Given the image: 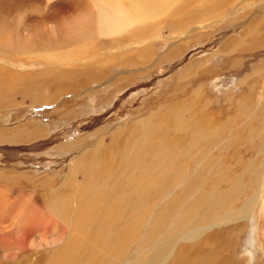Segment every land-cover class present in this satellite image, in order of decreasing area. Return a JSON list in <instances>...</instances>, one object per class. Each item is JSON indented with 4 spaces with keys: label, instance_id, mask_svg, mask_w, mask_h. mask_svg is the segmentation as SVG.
<instances>
[{
    "label": "rangeland",
    "instance_id": "374dc122",
    "mask_svg": "<svg viewBox=\"0 0 264 264\" xmlns=\"http://www.w3.org/2000/svg\"><path fill=\"white\" fill-rule=\"evenodd\" d=\"M75 1L69 26L94 14ZM190 1L195 18L167 15L141 40L20 66L11 55L0 264H264V0ZM29 70L31 92L6 84ZM161 149L168 170L154 178ZM88 174L104 185L92 206L78 199ZM56 198L63 216L48 207Z\"/></svg>",
    "mask_w": 264,
    "mask_h": 264
},
{
    "label": "bare ground",
    "instance_id": "6f19581e",
    "mask_svg": "<svg viewBox=\"0 0 264 264\" xmlns=\"http://www.w3.org/2000/svg\"><path fill=\"white\" fill-rule=\"evenodd\" d=\"M53 1L55 0H0V96L8 93L9 90L4 84H2L1 79L4 78V76L7 74V64H12L10 63V57H12L11 55L14 56L12 60L14 66H20V63L26 62V59L37 61L45 57L50 59L48 61H53L55 58H57V53L59 51H63L62 56L64 58H69L71 56H73L74 58H79L78 55L84 52L88 51L89 53L103 50L101 48L102 45H106V48L111 49L116 45L117 41L121 39L122 35H126L132 40H141V36H146L149 33V30L143 28L149 27L151 22L162 20L167 15H172L184 10L189 19H193L196 17L193 15L195 11H193L192 9L190 0H87L88 2H86V4H90L94 14L85 19H79L69 26L68 19L76 11L75 7L77 2L75 0H59L56 2ZM185 3L186 5L183 6V4ZM41 4H43L45 12L43 15L41 14V16H38L36 14V12L38 11L37 8ZM195 4H202L204 10L206 11H211L214 8L220 7L219 0H194V6ZM25 7L28 8V10L31 12V15H24L23 10ZM47 22H55V27L64 28V30L62 32L53 29L48 31L45 29L46 27H44ZM142 25L145 26L141 27ZM57 34L62 36L57 37ZM53 51H55V53H53ZM72 51H76L74 55ZM96 54L99 55V53ZM98 55L96 57H98ZM32 64L37 63L34 62ZM89 68L90 66H88V69ZM10 70H12V68ZM64 70L65 69H62L59 72L63 73ZM25 72L26 73H21L16 77L14 85H11L10 83L6 84L12 88H16L17 86L15 85H18L22 90L31 92L34 89V78L37 76V74L31 70ZM91 81L93 80L91 79ZM146 146H148V144ZM152 150L154 152L155 148H153ZM158 156L160 158L152 171L154 172V178H163L165 177V174H167L168 168L166 166L167 164H169V158L167 156L170 155L165 150L161 149L158 152ZM89 157L91 158V155ZM88 173H91V171ZM88 175L90 180L88 185L85 184L83 192H81L80 195L78 193L77 194L83 197V200L78 198L79 201H84L85 203L87 202L88 205L92 206V204L99 198L102 187L104 185L101 186L102 184H98L96 182V178L90 179L91 174ZM88 175L86 176V178L88 177ZM168 177L169 176H167V178ZM102 178L106 181V176L100 178L98 176L97 179ZM151 188L152 186L149 183L147 187L143 189L142 194H147L148 190L146 189ZM78 190L79 189L77 188V192ZM68 198L70 199V195ZM69 202L67 203V206L68 204L70 205ZM97 202H99V199L97 200ZM140 204L144 206H150L152 202H150V200L148 199H142ZM48 205L52 213L54 211L60 216L65 215V199H53V201L51 203H48ZM110 211L111 210H108L106 212V215H108L109 217L105 216V219L116 220V218L111 217ZM141 213L142 212L138 213L137 222L138 220L143 218V213ZM58 219L60 218L58 217ZM117 219H119V217ZM123 224H108V227L111 229H115L116 227L119 228L123 226ZM117 230L118 229H116V231ZM106 232L108 231H104V234ZM114 236L115 235L113 234L111 237Z\"/></svg>",
    "mask_w": 264,
    "mask_h": 264
}]
</instances>
